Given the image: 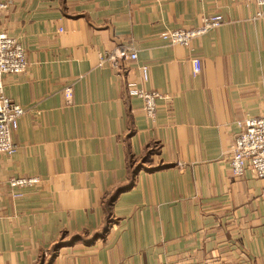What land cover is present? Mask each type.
<instances>
[{
    "label": "crops",
    "instance_id": "1",
    "mask_svg": "<svg viewBox=\"0 0 264 264\" xmlns=\"http://www.w3.org/2000/svg\"><path fill=\"white\" fill-rule=\"evenodd\" d=\"M0 1L12 4L0 32L29 62L4 77L26 113L0 157V264H264V181L230 168L238 123L264 113L256 4ZM217 14L189 48L162 38ZM121 46L138 58L116 68ZM130 85L162 94L155 119ZM18 177L40 183L12 189Z\"/></svg>",
    "mask_w": 264,
    "mask_h": 264
},
{
    "label": "built area",
    "instance_id": "2",
    "mask_svg": "<svg viewBox=\"0 0 264 264\" xmlns=\"http://www.w3.org/2000/svg\"><path fill=\"white\" fill-rule=\"evenodd\" d=\"M162 1V0H159ZM259 7L258 18L264 17V0H249ZM10 1H0V26L3 16L10 10ZM222 15H211L205 17L201 25L189 30H175L166 32L162 38L171 44H179L189 48L192 41L205 36L210 31L221 27L224 23ZM137 52L132 46H121L112 54L110 60L114 67L119 68V61H136ZM193 76L201 74L203 64L200 58L192 57ZM29 66L26 50L23 44L16 38L0 32V157L2 155L12 156L17 151L13 135L19 128V120L26 113L25 109L14 103L5 95L4 77L6 75H20L26 72ZM142 81L147 83L150 79L149 67L142 66ZM129 94L142 101L148 118L155 119L158 110V101L162 94L157 90L129 86ZM68 102L73 100V89H65ZM240 133L232 147L230 168L232 176L237 179L251 172L256 178L264 181V113L255 117H248L238 123ZM40 179L18 177L10 179L9 185L12 189L36 186Z\"/></svg>",
    "mask_w": 264,
    "mask_h": 264
},
{
    "label": "trees",
    "instance_id": "3",
    "mask_svg": "<svg viewBox=\"0 0 264 264\" xmlns=\"http://www.w3.org/2000/svg\"><path fill=\"white\" fill-rule=\"evenodd\" d=\"M59 244H61V243H59ZM59 244H58V246H59ZM58 246H57V247H58Z\"/></svg>",
    "mask_w": 264,
    "mask_h": 264
}]
</instances>
